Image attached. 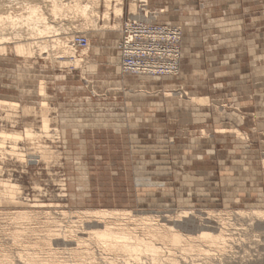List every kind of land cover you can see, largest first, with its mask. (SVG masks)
I'll return each instance as SVG.
<instances>
[{
	"label": "rangeland",
	"instance_id": "374dc122",
	"mask_svg": "<svg viewBox=\"0 0 264 264\" xmlns=\"http://www.w3.org/2000/svg\"><path fill=\"white\" fill-rule=\"evenodd\" d=\"M148 1L158 22L174 20L183 30L177 75L117 71L122 32L104 29V0L92 3L98 15L86 27L79 14L51 16V0H0V13L40 2L63 35L77 31L90 41L81 68L47 54H0V99L19 103L0 108V130L36 132L19 141L28 162L0 158V185L19 184L25 204L54 202L72 211L264 209V0ZM130 2L124 0L120 28ZM107 22L119 23L114 14ZM19 29L0 26V37ZM44 113L49 133L41 128ZM31 154L40 159L30 162ZM8 201L0 194V209H12ZM237 249L228 254L233 262L246 254ZM249 249L244 263L264 264V240Z\"/></svg>",
	"mask_w": 264,
	"mask_h": 264
},
{
	"label": "bare ground",
	"instance_id": "6f19581e",
	"mask_svg": "<svg viewBox=\"0 0 264 264\" xmlns=\"http://www.w3.org/2000/svg\"><path fill=\"white\" fill-rule=\"evenodd\" d=\"M99 1L51 0L49 13L55 18L66 17L71 12L79 14L85 18L86 27L94 22L98 12L92 6ZM104 2L105 20L114 14L119 21L113 25L107 20L104 29L122 31L124 0ZM137 2H130L131 17L142 14ZM24 7L25 11L21 13H0L1 27L19 25L21 29L13 38L0 37V54L13 51L25 58H33L37 53L42 57L47 54L52 62L81 68L87 60L90 41L85 48L77 47L74 44L77 31H66L63 35L50 21L40 2H29ZM40 93L47 95L45 82H41ZM191 100L204 103L207 99L193 96ZM6 105L16 107L19 103L0 99V108ZM42 106L46 109L48 102L44 100ZM41 128L45 133L51 131V119L46 113L42 116ZM235 133L241 135L238 129ZM34 136L36 132L32 127H26L23 132L1 129L0 158L6 159L10 155L28 162L29 155L19 146V141ZM30 156L32 162L39 160L41 155ZM0 187V194L13 206L12 209H0V264H224L226 257L235 259L228 254H233L236 248L246 256H238V259L242 257L238 262L225 263L245 264L249 246L259 245L264 240L262 208H227L205 213L181 210L167 211V214L107 208L72 211L54 202L23 203L18 198L21 187L15 182L2 181Z\"/></svg>",
	"mask_w": 264,
	"mask_h": 264
},
{
	"label": "built area",
	"instance_id": "2783aa9c",
	"mask_svg": "<svg viewBox=\"0 0 264 264\" xmlns=\"http://www.w3.org/2000/svg\"><path fill=\"white\" fill-rule=\"evenodd\" d=\"M138 3L143 15L130 16L121 31L118 44L121 72L154 77L177 75L182 59L181 26L158 22L160 12L150 11L148 0H138ZM74 44L82 49L87 47L89 40L77 35Z\"/></svg>",
	"mask_w": 264,
	"mask_h": 264
},
{
	"label": "crops",
	"instance_id": "0c3cea01",
	"mask_svg": "<svg viewBox=\"0 0 264 264\" xmlns=\"http://www.w3.org/2000/svg\"><path fill=\"white\" fill-rule=\"evenodd\" d=\"M174 20H168V21H162V20H160V23H168V24H174V22H173ZM121 38H122V33H121V36H120V39L119 40H121ZM118 57H119V64H120V56H119V54H118ZM182 58H183V49H182ZM181 63H182V61H181ZM119 70V72L121 71V64H120V66L119 67H117V71Z\"/></svg>",
	"mask_w": 264,
	"mask_h": 264
}]
</instances>
